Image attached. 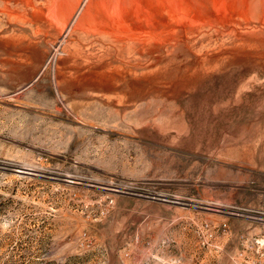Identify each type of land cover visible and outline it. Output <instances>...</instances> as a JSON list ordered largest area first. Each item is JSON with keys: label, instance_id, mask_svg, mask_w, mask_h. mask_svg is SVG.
<instances>
[{"label": "rangeland", "instance_id": "obj_1", "mask_svg": "<svg viewBox=\"0 0 264 264\" xmlns=\"http://www.w3.org/2000/svg\"><path fill=\"white\" fill-rule=\"evenodd\" d=\"M0 264H264V0H0Z\"/></svg>", "mask_w": 264, "mask_h": 264}]
</instances>
